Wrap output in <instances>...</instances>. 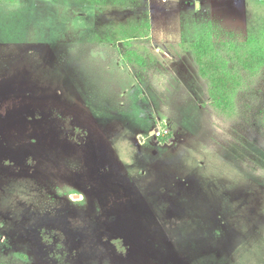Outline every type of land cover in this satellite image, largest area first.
<instances>
[{
    "label": "rangeland",
    "instance_id": "rangeland-1",
    "mask_svg": "<svg viewBox=\"0 0 264 264\" xmlns=\"http://www.w3.org/2000/svg\"><path fill=\"white\" fill-rule=\"evenodd\" d=\"M263 29V0H0V264H264Z\"/></svg>",
    "mask_w": 264,
    "mask_h": 264
},
{
    "label": "trees",
    "instance_id": "trees-1",
    "mask_svg": "<svg viewBox=\"0 0 264 264\" xmlns=\"http://www.w3.org/2000/svg\"><path fill=\"white\" fill-rule=\"evenodd\" d=\"M247 47L249 51L248 58L246 59L247 67L252 69V68L264 66V42H261L255 37H251L248 40ZM194 48L196 49L195 51H196L200 64L202 63V73L204 74L206 69L209 68L211 64L210 63L208 64L207 62H204L203 60L201 61L200 59L202 57L200 56L209 54V51L211 50V46L210 44L204 41H200L199 43L194 45ZM205 75L206 73L204 74V76ZM211 80H212L211 82L213 83L214 89H216V91L212 93L215 101L222 102L223 99L229 100L228 98H229V94L231 90L235 89V87L232 85V83L235 82V78L228 74L220 73L219 75H215L214 77H212ZM171 137L172 135L170 134L166 138H160L159 141L160 143H165Z\"/></svg>",
    "mask_w": 264,
    "mask_h": 264
},
{
    "label": "built area",
    "instance_id": "built-area-1",
    "mask_svg": "<svg viewBox=\"0 0 264 264\" xmlns=\"http://www.w3.org/2000/svg\"><path fill=\"white\" fill-rule=\"evenodd\" d=\"M170 135V131L167 130L165 127H162L156 134V138L160 139V138H166Z\"/></svg>",
    "mask_w": 264,
    "mask_h": 264
}]
</instances>
